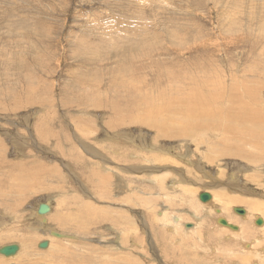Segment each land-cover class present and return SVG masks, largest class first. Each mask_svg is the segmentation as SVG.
Instances as JSON below:
<instances>
[{
  "label": "rangeland",
  "instance_id": "obj_1",
  "mask_svg": "<svg viewBox=\"0 0 264 264\" xmlns=\"http://www.w3.org/2000/svg\"><path fill=\"white\" fill-rule=\"evenodd\" d=\"M224 1L0 0V164L6 161L4 167L8 168L6 170L9 172L8 174L3 172L0 165V209L1 206L14 208L12 213L6 210L0 211V250L6 246L10 247L13 244L16 246L20 243L21 245L18 244L22 247L20 252L24 251V253L19 252V254L22 258H28V264H59L58 261L54 262L51 259L54 255L53 252L57 251L58 253V250L60 253L64 252L61 254L67 260L70 256L72 257L69 264H110L111 262H114L113 264H201L208 260V264H245L246 262L242 263L238 260V256L243 255V244H241L240 238L236 240V236L233 235V237L229 233H242L249 229L251 234H245L248 235V238L245 239L251 242H246L243 249L246 252L250 250L248 253H252V251L255 252L254 254L259 252L262 255L263 253L262 259L264 260V236L257 234V230L264 224L258 226L255 223L256 218L264 220V217L249 215L246 207L238 205L227 208L229 215L226 213L223 215V212V214L219 213V207H215L218 206L219 201L213 197L215 190L223 188L222 186L226 183L224 187L226 191L228 190L229 195L242 194L245 198L264 202L262 188L246 181V175H255V170L248 167L249 164L245 162L246 160L233 159L232 157V159H220L214 165H209L203 162V156L206 153L201 155V152H206L205 147L199 146L198 148L193 141L185 142L181 138L157 139L158 130L149 126L151 122L144 120L145 116L140 109V106L147 101L144 100V97L149 98L146 103V107H149L152 101L166 100L167 102L173 95H178L179 91L174 87L184 90L191 73L193 75L190 84L196 81L202 82L205 79V82L212 86L211 88H214V83L226 81L230 77L237 78L238 84L244 85L242 82L246 76V84L249 86H259V81H261L259 79L264 80V75H260L264 74V65H262L264 64V0H243L241 8L231 4L232 0ZM251 12L254 13V16ZM229 17L231 18L227 22L226 19ZM181 22L183 26H179ZM135 31L158 38L160 48L157 49V45L156 48H142L135 52L132 50V46H118L122 40L132 41L134 38L140 37L131 36L130 32ZM191 31H195L191 34L194 37L188 38V42H185L186 45L181 42L180 44L179 41L182 37L180 35L184 33L189 35ZM175 35L179 36V41L176 43L175 40L178 39ZM78 40H85L84 46L90 44V53L94 52L93 54L98 57L99 67H95L92 61L86 63L84 60H78L76 62L71 58L72 47ZM148 41L145 42L149 43ZM199 43L200 45H198ZM206 44L210 48L209 51L203 47ZM230 44L235 45L230 47ZM109 48L113 52L108 50ZM181 48L182 53H187L182 54L185 62L178 59L176 55ZM193 51L194 53H192ZM134 56L137 57V60L140 59V65L134 63ZM201 57L205 58V63L197 62V60H201ZM77 66L80 69L76 72L77 74L68 75L67 72L76 69ZM138 66L140 67L138 68ZM262 67L263 69H261ZM97 70H99V74H95ZM151 70L154 72L152 73ZM158 70L162 72H158ZM83 71L85 75H82ZM132 71L136 72L133 74ZM256 71L260 74L257 75ZM124 73H130V76H126ZM202 73L206 74L202 75ZM107 75L112 78L118 77L119 82H128L129 84L132 81L134 83L133 78H136L138 83H134L135 87L144 86L145 82H139V80L147 78L150 85L143 88L142 100L136 97L135 101L132 98L127 101V96L125 98L122 96L124 101L121 95L113 97L114 88L109 81L110 79L115 81V78L108 79ZM121 76L124 78H120ZM229 80L227 84H231V79ZM240 80L241 82H239ZM91 82L100 84V87L96 85L93 90L97 91L96 93L101 97L90 93ZM105 83L107 89L100 90L105 88ZM28 85L35 91L26 89ZM115 87L120 90L124 89L123 86L115 85ZM213 93L214 91L211 89L202 95L205 97ZM83 95H88V100L82 97ZM104 97L107 98L104 99ZM157 97L161 99L155 100ZM90 98L94 99L91 101ZM31 99L32 103H28ZM256 100L261 102L264 100L263 88L256 93ZM97 105H102L104 108L99 110L92 108ZM152 105L154 106V104ZM17 106L19 108L15 110ZM170 111L164 112V116L161 113L160 115L166 118ZM117 115H121L120 119ZM124 121L126 125L123 126L122 122ZM186 122L188 121L186 120ZM129 138L133 139L135 143L125 146L126 143H130ZM114 142V146L109 145ZM83 144L88 145L89 148L86 149ZM180 144L183 147V151L180 150L181 153L178 150ZM153 145L159 148H151ZM140 147H143V150ZM171 147L175 148L174 150L182 159L175 161V165L168 163L162 167L166 169V172L170 171L165 174L169 176L164 181V189L160 185L163 181L159 184L160 180H157V177H162L164 172H156L155 183L149 182L150 177L147 172L138 170L131 172L134 167L151 166L150 162L144 161L141 156L142 152L147 153L146 155L151 154L152 150L147 152L146 148H151L153 152L159 153L160 157L167 158L168 155L164 149H171ZM94 150L101 152L102 158L95 156ZM131 152H136L134 157ZM254 153L259 156L258 152ZM181 154L185 157L190 155V157L184 159ZM78 159L83 163H78ZM9 163L12 164L9 165ZM94 163L99 167L100 164L103 167H116L117 172H110L113 177L111 174L112 178L110 177L109 181H105L101 177L94 178L93 176L96 175L91 174L92 170L97 169ZM103 167H100L101 171L107 174L102 169ZM254 167L264 177V164ZM47 171H49V175L46 174ZM57 171L61 173L59 174ZM177 171L182 173L178 172L177 174ZM188 171L192 176L187 173ZM233 174H236L235 181L231 178ZM53 175L55 176L53 177ZM47 176H49V180ZM185 178L187 181L190 180L189 188L182 182L186 181ZM20 179L25 180L26 184V187L21 191L18 189L22 187H17V184L21 183ZM122 179L129 185V188L134 186L133 192L122 188ZM236 182H239L238 185L243 192L234 190ZM94 185L98 187L96 186V188ZM219 185L221 187H216ZM142 190L147 192V196L140 194ZM253 192L261 193L262 197ZM203 193L210 194L211 199L202 202L200 195ZM4 196L13 197L6 203L2 200ZM40 204H48L51 207V211L40 216L41 218L36 214ZM85 207H89L88 210H84ZM234 208L243 209L245 213L238 214ZM80 210L82 215L76 220L77 214H81ZM203 210L205 211L203 212ZM1 213H5V215ZM37 213L39 214V211ZM61 214L70 216L71 224H73L72 219L81 222L90 216L94 217L90 223L78 226L82 230L75 226L71 230L67 229L71 225L66 226L65 229L59 227L57 221L53 222V219L59 218ZM232 217L236 218V221H231ZM218 218H225L233 225L236 223L235 226H238L239 230L233 231L221 226L216 222ZM175 220H179L181 225L173 224L172 221ZM234 221L235 223H233ZM42 222L44 223L42 224ZM187 225L190 227L188 228ZM239 225L244 228L243 231L240 230ZM40 227L43 229L41 230ZM222 228L227 229V232ZM55 232L63 236H57ZM218 236L220 239H226L220 240ZM228 237H232L234 240ZM204 239L207 241L204 242ZM40 242H45L44 246L48 244L50 246L45 249L40 248ZM202 243L211 247H206ZM223 243H225L224 246L231 243V245L229 244L231 248L228 245L222 247ZM237 243L242 248L235 247L238 245ZM30 245L31 247H29ZM218 245H222L223 250ZM29 248L33 251L28 250ZM65 248L68 249V252ZM237 248L239 250L241 248V254ZM256 248L259 249L256 250ZM40 249L48 255L45 257ZM224 252L227 256L232 252L236 256L233 255V259H230L229 256L225 257L228 263L224 260L225 258H222L225 262L221 259L215 260L219 255L220 257L226 256ZM16 253L6 255L10 256ZM49 253L51 254L49 255ZM0 254L4 255L3 252ZM19 254L16 259L11 261L3 256L0 257L4 259L5 264L28 262L27 259L21 262ZM41 257L43 260L47 259L46 263L42 261ZM114 257H118L119 260ZM131 261L133 262L131 263ZM249 264H264V262L254 260Z\"/></svg>",
  "mask_w": 264,
  "mask_h": 264
},
{
  "label": "bare ground",
  "instance_id": "obj_2",
  "mask_svg": "<svg viewBox=\"0 0 264 264\" xmlns=\"http://www.w3.org/2000/svg\"><path fill=\"white\" fill-rule=\"evenodd\" d=\"M226 1V0H225ZM224 1V2H225ZM228 2H229V0H228ZM255 2V1H254ZM230 3L231 4H233V5H236L238 8H241L242 7V5H243V0H232V1H230ZM224 7V6H223ZM246 11V10H245ZM252 13V12H251ZM179 15V14H178ZM236 16V15H235ZM252 16H254V13H252ZM84 17V16H83ZM230 18L231 17H229V18H227L226 19V21L228 22L229 20H230ZM140 19H142L143 20V18H140ZM180 19H183V18H180ZM186 20V19H185ZM262 20H263V18H262ZM150 21V20H149ZM232 21V20H231ZM230 21V22H231ZM255 21V20H254ZM264 21V20H263ZM232 22H234V21H232ZM151 23V22H150ZM148 24V23H147ZM153 24H155L154 22H153ZM179 24H181V25H179V26H183L182 24V22L181 23H179ZM185 24H186V22H185ZM197 24V23H196ZM263 24V23H262ZM233 25H234V23H233ZM232 25V26H233ZM140 26V25H139ZM152 26V25H151ZM187 26V25H186ZM138 27V26H137ZM148 27V26H147ZM153 27L155 28V25H153ZM140 28V27H139ZM149 28V27H148ZM153 28V29H154ZM179 29V28H178ZM181 30L183 29L182 27L180 28ZM243 29V28H242ZM150 30V29H149ZM152 30V29H151ZM186 30V29H185ZM30 31V30H29ZM184 31V30H183ZM149 32V31H148ZM153 32V31H152ZM177 32V31H176ZM186 32V31H185ZM195 31H191L190 32V34L188 35V34H186V33H184L183 35H180V36H182L181 38H180V41H179V39H178V35H175V37H177L176 39H178V40H175V43L176 42H178L179 41V43L181 42L182 44H184L186 41H187V39L188 38H190V39H192L193 37H194V35H193V37L191 36V34L192 33H194ZM262 32V31H261ZM177 33H179V31L177 32ZM176 33V34H177ZM130 34H131V36L132 37H136V36H140V37H137V38H134L132 41H126V40H122L119 44H118V46L119 47H123V46H126V47H130V46H132V50H135V52L136 51H139V50H141L142 48H146V49H149V48H156L157 47V45H158V38H156V37H152V36H150V35H148V34H144V33H142V32H137V31H135V32H130ZM162 34V33H161ZM179 34H181V33H179ZM27 35V34H26ZM167 35V34H166ZM169 36V35H168ZM208 36V35H207ZM84 37V36H83ZM77 38V37H76ZM76 40V39H75ZM146 40H149L148 42L149 43H146L145 41ZM256 40V39H255ZM85 41V40H84ZM84 41L82 40H78V41H76L75 42V44H74V46H73V42H72V59H74V60H76V62H78V60H84L86 63L87 62H89V61H92V63H93V65L95 66V67H99V63H100V61L98 60V57L96 56V55H94L93 53L94 52H92V53H90V44H89V46L87 45V46H84L85 44H84ZM210 41V40H209ZM87 42V41H86ZM188 42V41H187ZM194 42V41H193ZM144 43H146V44H144ZM180 43V44H181ZM207 43V42H206ZM248 43V42H247ZM208 44V43H207ZM207 44H206V46H207ZM250 44V43H249ZM147 45V46H146ZM185 45H186V43H185ZM188 45V44H187ZM191 45V44H190ZM190 45H188V46H190ZM198 45H200V43L198 44ZM235 44H233V45H231L230 44V47H233ZM251 45V44H250ZM170 46V45H169ZM192 46V45H191ZM195 46V45H194ZM202 46V45H201ZM205 45L203 46L204 48H206V49H208V51H209V47L207 46L206 47ZM248 46V45H247ZM251 46H253V45H251ZM257 46V45H256ZM173 47V46H172ZM177 47H178V45H177ZM198 47V46H197ZM200 47V46H199ZM198 47V48H199ZM202 47V48H203ZM249 47V46H248ZM258 47H261V46H258ZM160 48V46L158 45V48L157 49H159ZM162 48V47H161ZM185 48H186V46H185ZM184 48V49H185ZM192 49V48H191ZM250 49H251V47H250ZM256 49H257V47H256ZM264 49V48H263ZM108 50H110L111 52H113V50H111L110 48L108 49ZM166 50V49H165ZM181 50H182V48L180 49V51L178 52V53H176V55L178 56L177 58L178 59H180L181 61H183V62H185V58H184V54L186 53H182L181 52ZM186 50V49H185ZM190 50V49H189ZM199 50V49H198ZM200 50H201V48H200ZM204 50V49H203ZM262 50V49H261ZM159 51V50H158ZM158 51H156V52H158ZM178 51V50H177ZM151 52V51H150ZM154 52V51H153ZM160 52V51H159ZM164 52V51H163ZM170 52V51H169ZM263 52V51H262ZM141 53V52H140ZM172 53V52H171ZM192 53H194V51L192 52ZM196 53H197V51H196ZM205 53V52H204ZM143 54V53H142ZM146 54V53H145ZM150 54H152V53H150ZM183 54V55H182ZM187 54V53H186ZM255 54V53H254ZM139 55V54H138ZM141 55V54H140ZM147 55H148V53H147ZM167 55V54H166ZM200 55V54H199ZM156 56H157V54H156ZM159 56V55H158ZM259 56V55H258ZM135 58H134V63L136 64V65H140V59H138L137 60V57L136 56H134ZM149 57H152V56H149ZM163 57V56H162ZM161 57V58H162ZM176 57V56H175ZM153 58V57H152ZM158 58V57H157ZM197 59L199 58V57H196ZM142 59V58H141ZM192 59V58H191ZM205 59V58H204ZM204 59L201 57V60H197V62H204L205 63V61H204ZM149 60V59H148ZM253 60V59H252ZM260 60H262L261 58H260ZM250 61V60H249ZM84 62V63H85ZM146 63L148 62V61H145ZM152 62H154V61H152ZM252 62V61H251ZM255 62V61H254ZM160 63V62H159ZM163 63V62H162ZM180 63V62H179ZM203 63V64H204ZM247 63V62H246ZM79 64V63H78ZM149 64H151L150 62H149ZM86 65V64H85ZM146 65H148V64H146ZM167 65V64H166ZM174 65V64H173ZM172 65V66H173ZM199 66L201 65V64H198ZM197 65V66H198ZM262 65H264V64H262ZM79 66V65H78ZM78 66H77V68L76 69H72V70H69L67 73H68V75L70 74L71 76H73V75H75V74H77L76 72H78L80 69H78ZM144 67H145V65H143ZM196 66V67H197ZM140 66H138V68H139ZM160 67V66H159ZM206 67V66H205ZM210 67V66H209ZM194 68V67H193ZM226 68V67H225ZM144 69V68H143ZM147 69V68H146ZM197 69V68H196ZM208 69V68H207ZM261 69H263V67L261 68ZM132 70V69H131ZM134 70H135V68H134ZM136 70H137V66H136ZM180 70V69H179ZM178 70V71H179ZM98 71L99 70H97V72H95V74H99L98 73ZM138 71H140L139 69H138ZM141 71H142V69H141ZM144 71V70H143ZM159 71H161V70H158V72ZM167 71H168V69H167ZM86 72V71H85ZM136 71H132V73L134 74ZM146 72V71H145ZM151 72H152V70H151ZM154 72V71H153ZM152 72V73H153ZM162 72V71H161ZM181 72V71H180ZM140 73H142V72H140ZM198 73V72H197ZM126 76H130V73H124ZM143 74V73H142ZM160 74H163V73H160ZM174 74H175V72H174ZM203 74H206V73H202V75ZM256 74L258 75V74H260V73H258V71H256ZM33 75V74H32ZM82 75H85L84 74V71L82 72ZM157 75V74H156ZM159 75V74H158ZM165 75V74H164ZM163 75V76H164ZM192 75H193V73H191V76H190V78L188 79V81H187V84H186V87H184V90H182L180 87H174V88H177L176 90H178L179 91V94H181V95H179L178 94V92H177V94L178 95H173L172 97H170L171 99L173 98V100H169V101H167L166 102V100L165 101H163V100H160L158 103L157 102H155V101H152L151 103L152 104H154V106L151 104V106H149V107H146L147 106V101H148V97H144V100L146 99L147 101L145 102V104L143 105L142 104V106H140V109H141V113L142 114H144V116H145V119L144 120H147L148 122H151L150 124L151 125H149V126H151L152 128H154L156 131L158 130V132L156 133L157 134V136H156V138L157 139H176V138H181L182 140H184L185 142H188V141H193L194 143H195V145H196V147H198L199 148V146H201V147H205V149H206V152H201V155H203V154H205L204 156H203V162L204 163H206V164H209V165H214L217 161H219L220 159H225V158H235V159H240V160H246L245 162L247 163V164H249L248 165V167H250V168H252V169H254L255 170V175H246V181L247 182H249V183H251V184H254V185H257L259 188H262V190L264 191V181H263V179H264V177L259 173L260 171L259 170H256L255 169V167L254 166H257L258 167V165L259 164H264V100H262V102L261 101H259V100H256V93L259 91V90H261L262 88L264 89V80L263 79H259V80H261V81H259V86H249L248 84H246V76L244 77V81L242 82V83H244V85H242V84H238V82H237V78H234V77H230L229 79H231V84H227V82H228V78H227V80L226 81H220V82H217V83H214L213 85H214V88H211L212 86L211 85H209V84H207V82H205V79H203L202 80V82H195V83H191L190 84V81L192 80ZM201 75V74H200ZM260 75H264V74H260ZM108 76V79L109 78H112V76H110V75H107ZM138 76V75H137ZM151 76V75H150ZM162 76V75H161ZM233 76H234V74H233ZM86 77H88V76H86ZM85 77V78H86ZM98 77V76H97ZM100 77H103V76H100ZM139 77V76H138ZM141 77V76H140ZM199 77V76H198ZM236 77V76H235ZM249 77V76H248ZM35 78V77H34ZM42 78V77H41ZM115 77H113L112 79H114ZM120 78H124V76H121ZM197 78V77H196ZM206 78V77H205ZM259 78V77H258ZM39 79H40V77H39ZM118 77H116L114 80L115 81H111V79H110V83H112L113 84V88H114V93H113V97L115 96V95H121V97L123 96L124 98L127 96V98H126V100L128 101V99L129 98H132V99H134V101L135 100H137V99H135L136 97H139V99L140 100H142V96L144 95V94H142L143 92H142V90H143V88H145V87H149V85H150V82L147 80V78H145V80H139V78H138V80H139V82H145V85L144 86H137V87H135V86H133L134 85V83L136 82V83H138L137 82V79L135 78H133V80H134V83H133V81L131 82V84H129L128 82L126 83V82H124V83H121V82H119L118 81ZM207 79V78H206ZM208 80V79H207ZM257 80V79H256ZM33 81V80H32ZM41 81V80H40ZM152 81V80H151ZM200 81H201V79H200ZM230 81V80H229ZM249 81V80H248ZM247 81V82H248ZM239 82H241V80L239 81ZM251 82V81H250ZM258 82V81H257ZM30 83H32V82H30ZM107 83V82H106ZM106 83L104 84V87L105 88H101L100 90H102V89H107L106 88ZM152 83V82H151ZM211 84V83H210ZM86 85V84H85ZM90 85V84H89ZM96 85H100L99 83H97V82H91V86H90V93H94L95 95H97L98 97H101L100 96V94H98V93H96L97 91H95V90H93V89H95L96 88ZM115 85H118V86H120V87H122L123 86V88L124 89H122V90H120L119 88H117V87H115ZM34 86V85H33ZM107 86H108V84H107ZM111 86V85H110ZM181 86V85H180ZM184 86V85H183ZM100 87V86H99ZM151 87V86H150ZM64 88V87H63ZM62 88V89H63ZM112 88V87H111ZM112 88V89H113ZM26 89H28V90H30L31 89V91L33 90L31 87H29V85H28V88H26ZM49 89V88H48ZM61 89V90H62ZM211 89H213V91H214V93L212 94V95H209V96H203L202 94H204V93H207V91H211ZM140 90V91H139ZM157 90V89H156ZM33 91H35V90H33ZM106 91V90H105ZM104 91V92H105ZM112 91V90H111ZM133 91H139V92H137V93H135V92H133ZM164 91V90H163ZM12 92V91H11ZM14 92V91H13ZM16 92V91H15ZM27 92V91H26ZM29 92V91H28ZM103 92V93H104ZM122 92H124V93H122ZM145 92H147V91H145ZM173 92V91H172ZM100 93V92H99ZM110 93V92H109ZM164 93V92H163ZM12 94V93H11ZM82 94H84V93H82ZM112 94V93H111ZM110 94V95H111ZM166 94V93H165ZM149 95V94H148ZM107 96V95H106ZM12 97V96H11ZM82 97H84L86 100H88V95H83ZM112 97V98H113ZM119 97V96H118ZM123 97H122V99H123ZM79 98V97H78ZM107 98V97H106ZM105 97H104V99H106ZM112 98H110V99H112ZM94 98H90V100L92 101ZM116 99H117V97H116ZM121 99V98H120ZM155 99V98H154ZM159 99H161V98H159ZM158 99V97L155 99V100H159ZM101 100V99H100ZM108 100V99H107ZM119 100V99H118ZM124 100V99H123ZM131 100V99H130ZM140 100H138V101H140ZM151 100V99H150ZM256 100V101H255ZM32 101V99L28 102V103H30ZM41 101V100H40ZM70 101V100H69ZM103 101H105V100H103ZM122 101V100H121ZM125 101V100H124ZM252 101H255L254 103L252 102ZM27 102V101H26ZM39 102V101H38ZM42 102V101H41ZM95 102V101H94ZM98 102H99V100H98ZM101 102V101H100ZM130 102V101H129ZM128 102V103H129ZM141 102H143V101H141ZM140 102V103H141ZM18 103V102H17ZM32 103V102H31ZM35 103V102H34ZM40 103V102H39ZM45 103V102H44ZM78 103V102H77ZM83 103H84V101H83ZM82 103V104H83ZM92 103V102H91ZM97 103V102H96ZM122 103H123V101H122ZM126 102H124V104H125ZM135 103V102H134ZM133 103V104H134ZM42 104H43V102H42ZM88 104H89V102H88ZM95 104V103H94ZM99 104V103H98ZM102 104V103H101ZM127 104V103H126ZM131 104V103H130ZM129 104V105H130ZM138 104V103H137ZM136 104V105H137ZM150 104V103H149ZM90 105V104H89ZM88 105V106H89ZM103 105V104H102ZM102 105H97V107H92L93 109H103L104 108V106L102 107ZM105 105H106V103H105ZM108 105V104H107ZM136 105H134V106H136ZM166 105V106H165ZM84 106V105H83ZM114 107V106H113ZM146 107V108H145ZM19 108V106H17L16 108H15V110L16 109H18ZM117 108V107H116ZM13 110H14V108H13ZM81 110H82V108H81ZM169 110H171L170 112H168L169 113V115L166 117V118H164V117H162L161 115H160V113L164 116L165 115V113L164 112H166V111H169ZM85 111V110H84ZM111 111H112V108H111ZM119 111V110H118ZM114 113H118L117 111H113ZM122 112V111H121ZM121 112H120V114H121ZM137 112V111H136ZM80 113V112H79ZM167 113V114H168ZM34 114V113H33ZM32 114V115H33ZM137 114V113H136ZM115 116V115H114ZM116 117V116H115ZM117 117H118V119H120V117H121V115H117ZM25 118V117H24ZM34 118V117H33ZM75 118V117H74ZM77 118V117H76ZM30 120V119H29ZM76 120H78V119H76ZM91 120V119H90ZM186 120L188 121V122H186ZM6 122V121H5ZM43 122V121H42ZM82 123V122H81ZM123 123V126L124 125H126V123H125V121L124 122H122ZM83 125H84V123H83ZM144 126H146V125H144ZM118 128V127H117ZM114 129V128H113ZM185 129V130H184ZM154 130V131H155ZM155 131V132H156ZM161 133H160V132ZM127 136V135H126ZM120 137V136H119ZM127 138V137H126ZM111 139H113V138H111ZM124 139V138H123ZM167 139V140H168ZM85 140V139H84ZM126 140V139H125ZM128 141L130 142L129 144H125V146H128V145H131V144H133V143H135V141L133 140V139H131V138H129L128 139ZM84 142V141H83ZM82 142V143H83ZM116 144H118V143H116ZM120 144H121V142H120ZM123 144V143H122ZM109 145H115V142L114 143H112V144H109ZM119 145V144H118ZM141 145H143V144H141ZM150 145V144H149ZM83 147H85L86 149H88L89 148V146L88 145H84L83 144ZM148 147H150V146H148ZM178 147V146H177ZM90 148H93V147H91L90 146ZM124 149H126L125 147H123ZM141 149L143 148V147H140ZM151 148H159V147H157L156 145H153V147H151ZM151 148H146V150H147V152H149L150 150H152V152H153V149H151ZM179 149V153H181L180 152V150L181 151H183V147H181V144H180V146L178 147ZM94 149V148H93ZM140 149V150H141ZM175 148H173V147H171V149H164V151L167 153V155H168V157L167 158H162V157H160L159 156V153H157V152H153V154H152V152H150L151 154L149 155H146L144 152H142L141 153V156H142V158H143V160L144 161H146V162H150V165L151 166H149V167H143V168H133V169H131V172L133 173V172H137V170L138 171H144V172H147L148 173V177H150V179H149V182L150 183H155V181H156V172L157 173H159V172H164L163 173V175H162V177H157L158 179L157 180H160V181H158L159 182V184H160V182L161 181H163V183L161 182V186H162V188H163V186H164V181H165V179L166 178H168V176L169 175H165V174H167L168 172H170V171H168L167 170V172H166V169L165 168H162L164 165H166V164H168V163H170V164H173V165H175L174 163H176L175 161H178V160H181L180 159V157L178 156V154H177V151H175L174 150ZM187 149V148H186ZM140 150H138V151H140ZM143 150V149H142ZM145 150V151H146ZM157 150V149H156ZM173 150L175 151V153L173 152ZM71 151V150H70ZM75 151V150H74ZM186 151V150H185ZM190 151V150H189ZM98 152V153H97ZM118 152V151H117ZM198 152V151H197ZM254 152H258L259 153V156H257V155H255L256 153H254ZM76 153V152H75ZM81 153V152H80ZM101 152H99L98 150H94V155L95 156H97V157H100V158H102L101 157V154H100ZM116 153V152H115ZM132 153V152H131ZM189 153V152H188ZM135 154H136V152H133L132 153V156L134 157L135 156ZM200 154V153H199ZM71 155V154H70ZM91 155V154H90ZM103 155V154H102ZM115 155H117V154H115ZM119 155V154H118ZM182 156H183V158L185 159L186 157H190V155H187L186 157L183 155V154H181ZM2 156V155H1ZM4 156V155H3ZM99 158V159H100ZM191 158H192V156H191ZM231 158V159H232ZM81 159V158H80ZM161 159V160H160ZM188 160H191V159H188ZM2 161H3V159H2ZM78 163H83L81 160H79L78 159V161H77ZM108 162V161H107ZM5 163H6V161H4L3 163H1L0 165H1V167H2V170H3V172H5V173H9L6 169H8V168H6V167H4V165H5ZM110 163V162H109ZM219 163V162H218ZM12 163H9V165H11ZM95 164V163H94ZM101 164H102V162H101ZM101 164H100V167H103V166H101ZM111 164V163H110ZM180 164V163H179ZM192 164H193V162H192ZM154 165V166H153ZM177 165V164H176ZM254 165V166H253ZM64 166V165H63ZM95 166H97V169L96 170H92L93 171V173H91L92 175H96V176H93L94 178H98V177H101V178H103V180H105V181H109V179H110V177H111V174H110V172H117L116 170H117V168L116 167H112V166H108V167H106L105 165V167H103L102 169L103 170H105L106 172H107V174L106 173H103L102 171H101V169H100V167L97 165V164H95ZM217 166V165H216ZM12 167H17V166H12ZM27 167V166H26ZM29 168V167H28ZM27 168V169H28ZM93 168V167H92ZM157 168H159L158 170H156ZM24 169V168H23ZM51 169V168H50ZM95 169V168H94ZM123 169V168H122ZM168 169V168H167ZM12 170V169H11ZM124 170V169H123ZM156 170V171H155ZM219 170H221V169H219ZM10 171V170H9ZM50 171V170H49ZM49 171H47L46 172V174H48L49 173ZM125 171V170H124ZM176 171V170H175ZM221 171H223V170H221ZM220 171V172H221ZM19 172H22V171H19ZM56 172V171H55ZM54 172V173H55ZM126 172V171H125ZM178 172H179V174H181L182 172H180V171H177V174H178ZM1 173V172H0ZM53 173V174H54ZM57 173H61V172H58L57 171ZM56 173V174H57ZM101 173H103V174H101ZM119 173V172H118ZM187 173H189V175H191L192 176V174L188 171ZM197 173V172H196ZM225 173V172H224ZM253 173V174H254ZM14 174V173H13ZM17 174V173H16ZM26 174V173H25ZM46 174L44 175L45 177H46ZM50 174V173H49ZM48 174V175H49ZM90 174V175H91ZM121 174V173H120ZM145 174V173H144ZM161 174V173H160ZM219 174H221V173H219ZM238 174V173H237ZM1 175V174H0ZM117 175V174H116ZM119 175V174H118ZM117 175V176H118ZM122 175V174H121ZM207 175V174H206ZM209 175V174H208ZM207 175V176H208ZM51 177H52V175H50ZM55 175H53V177H54ZM220 176V175H219ZM48 177V180H49V176H47ZM57 177V176H56ZM59 177V176H58ZM112 177H113V174H112ZM111 177V178H112ZM122 177V176H121ZM218 177V176H217ZM261 177V178H260ZM42 178H44L43 176H42ZM174 178V177H173ZM176 178V177H175ZM194 178H196V177H194ZM209 178H211V177H209ZM225 178V177H224ZM231 178H232V180L233 181H235V178H236V174H233L232 176H231ZM21 179H22V177H21ZM20 179V180H21ZM52 179V178H51ZM147 179V178H146ZM197 179V178H196ZM44 180V179H43ZM95 180V179H94ZM97 180V179H96ZM144 180V179H143ZM185 180L186 181H182L183 183H185V184H187V186H188V184H189V182H190V180L189 181H187V179L185 178ZM209 180V179H208ZM237 180V179H236ZM45 181V180H44ZM123 181V182H122ZM214 182H216L215 180H213ZM213 181H211V182H213ZM21 183H19V184H17V187L19 188V187H22L21 189H18V190H23L25 187H26V184H25V180H21L20 181ZM46 182V181H45ZM91 182V181H90ZM104 182V181H103ZM175 182V181H174ZM218 182V181H217ZM210 183V182H209ZM238 183L239 182H236V184L234 183V190L236 191V192H243L241 189H240V187H239V185H238ZM13 184V183H12ZM107 184V183H106ZM195 184V183H194ZM196 184H198V183H196ZM214 184V183H213ZM220 184V183H219ZM222 184V183H221ZM3 185V184H2ZM102 185V184H101ZM174 185H175V183H174ZM212 185V184H211ZM225 185H226V183H225ZM224 185V186H225ZM80 186V185H79ZM95 187L97 186V185H94ZM121 186H122V188L123 189H128V191L130 192H133L132 190H133V185H132V188H129V185L128 184H126V182H124V180L122 179L121 180ZM224 186H222L223 188H218L217 190H215V192L213 193L214 194V196L213 197H216L217 199H216V201L218 200L219 201V203H218V206H215V207H219L218 209H219V213H222L223 215H225V213L226 214H228V210L229 209H227V208H229V207H232V206H236V205H238V206H244V208L246 207L247 208V213H249V215H253L254 217H257V215H261V216H263L264 217V202H261V201H258L257 199L255 200V199H248V198H245V197H243L242 196V194H238V195H236V196H234V195H229L228 193H227V191H226V188L224 187ZM98 187V186H97ZM96 187V188H97ZM214 187V186H213ZM216 187H221L220 185L219 186H216ZM229 187V186H228ZM230 187H231V185H230ZM253 187V186H252ZM188 188H189V186H188ZM204 188H206V187H204ZM208 188V187H207ZM210 188H212V187H210ZM215 188V187H214ZM43 189H45V187H43ZM155 189V188H154ZM164 189V188H163ZM170 189H172V188H170ZM174 189V188H173ZM197 189V188H196ZM8 190V189H7ZM175 190V189H174ZM9 191V190H8ZM100 191V190H99ZM143 191V190H142ZM140 192V194H144V195H146L147 196V192L146 191H143V192ZM214 191V190H213ZM125 192V191H124ZM154 192V191H153ZM163 192V191H162ZM209 192V191H208ZM161 193V192H160ZM254 194H256V195H259V196H261L262 197V195H261V193H258V192H253ZM102 194V193H101ZM138 194V193H137ZM151 195H152V193H150ZM203 194H208V193H203ZM203 194H201L200 195V200H201V196L203 195ZM246 194V193H245ZM14 196L16 195V194H13ZM150 195V196H151ZM209 195V200L211 199V195L210 194H208ZM17 196V195H16ZM11 197H13V196H11ZM10 196H4L3 198H2V200H3V202L4 201H6V203H7V201H10L9 199L11 198ZM18 197V196H17ZM16 197V198H17ZM48 197V196H47ZM51 197V196H50ZM88 197V196H87ZM152 197V196H151ZM260 197V198H261ZM15 198V197H14ZM253 198H256V197H253ZM12 199V198H11ZM50 199V198H49ZM48 199V200H49ZM146 199V198H145ZM16 200V199H15ZM19 200V199H18ZM47 200V201H48ZM141 200V199H140ZM50 201V200H49ZM148 201V200H147ZM147 201H145V202H147ZM150 201H152V200H150ZM202 201V200H201ZM208 201V200H207ZM2 202V203H3ZM174 202V201H173ZM202 202H206V201H202ZM5 203V204H6ZM22 203V202H21ZM214 203V202H213ZM142 204V203H141ZM162 204V203H161ZM214 204H216V203H214ZM42 204H40V206H41ZM46 206H48L49 207V211H51V207H50V205H48V204H45ZM92 205V204H91ZM145 205V204H144ZM174 205V204H173ZM40 206L38 207V208H40ZM146 206V205H145ZM2 208L0 209V211H2V210H6V211H8V212H13L14 210V208H12V207H9L8 206V208H7V206H6V208H5V206H1ZM15 207V206H14ZM147 207V206H146ZM196 207V206H195ZM89 208V207H88ZM88 208L87 207H85L84 208V210H88ZM96 208V207H95ZM155 208V207H154ZM189 208V207H188ZM191 208V207H190ZM169 209V208H168ZM214 209V208H213ZM83 210V209H82ZM95 210V209H94ZM234 210L238 213V214H244L245 213V210H243V209H239V208H234ZM39 210H37V212H38ZM49 211L47 212V213H49ZM95 211H97V209L95 210ZM102 211V210H101ZM104 211V210H103ZM164 211V210H163ZM165 211H166V209H165ZM180 211V210H179ZM205 210H203V212H204ZM231 211V210H230ZM5 212V211H4ZM35 212V211H34ZM36 212V214L40 217V216H42V215H40L41 213H40V211H39V214ZM79 212H81V210L79 211ZM105 212V211H104ZM181 212V211H180ZM199 212V211H198ZM61 213V212H60ZM93 213V212H92ZM91 213V214H92ZM100 213V212H99ZM161 213V212H160ZM234 213V212H233ZM1 214H4L5 215V213H1ZM9 214V213H8ZM101 214H102V212H101ZM183 214V213H182ZM14 215V214H13ZM71 215V214H70ZM76 215V214H75ZM80 215H82V212H81V214H77V216L75 217L76 218V220H78L79 219V217H80ZM122 215V214H121ZM229 215V214H228ZM227 215V216H228ZM234 215V214H233ZM248 215V216H249ZM14 216H16V215H14ZM35 216V215H34ZM44 216V215H43ZM86 216V215H85ZM110 216V215H109ZM162 216H163V214H162ZM165 216V215H164ZM194 216V215H193ZM197 216V215H196ZM33 217V216H32ZM36 217V216H35ZM53 217V216H52ZM82 217V216H81ZM88 217V216H87ZM94 217V216H93ZM93 217H88V218H86V219H82L83 221H81V222H77V221H73V219H72V222H73V224H71L70 222V216H68V215H66V214H61V216L59 217V218H54L53 219V222L54 221H57V223L59 224V227H61V228H65L66 226H69V225H71L70 227H68L67 229H71V230H73V227L75 226V227H77L78 228V226H81V225H85L86 223H90L91 221H92V218ZM167 217V216H166ZM165 217V218H166ZM173 217V216H172ZM176 217V216H175ZM199 217V216H198ZM197 217V218H198ZM250 217V216H249ZM17 218V217H16ZM20 218V217H19ZM41 218V217H40ZM45 218V217H44ZM43 218V219H44ZM200 218H202V217H200ZM228 218V217H227ZM96 219V218H95ZM144 219V218H143ZM249 219V218H248ZM251 220H252V218H250ZM171 220H172V218H171ZM204 220V219H203ZM215 220V219H214ZM233 220H235L236 221V218H233L232 217V220L231 221H233ZM243 220H245V219H243ZM254 220V219H253ZM48 221V220H47ZM235 221L233 222V223H235ZM258 221H261L260 222V224L261 225H258ZM41 222V221H40ZM150 222V221H149ZM173 222V224H175L176 226H179V225H181V223H180V221L179 220H175V221H172ZM171 222V223H172ZM216 222L218 223V224H220L221 226H223V227H225V228H229V229H231V230H233V231H238L239 230V227L238 226H235V224L233 225V224H230L225 218H218L217 220H216ZM237 222H239V221H237ZM44 222H42V224H43ZM46 223V222H45ZM232 223V222H231ZM250 223V222H249ZM255 223H256V225H258V226H262L263 224H264V220L263 219H261V218H256V220H255ZM254 223V224H255ZM41 224V225H42ZM239 224H241V222H239ZM252 224V223H251ZM250 224V225H251ZM254 224H253V227H254ZM190 225H192V224H190ZM190 225H187V227L189 228L190 227ZM255 225V226H256ZM218 226V225H217ZM240 227H241V225H239ZM245 226V225H244ZM44 227V226H43ZM86 227V226H85ZM192 227H193V225H192ZM215 227V226H214ZM251 227V226H250ZM168 228V227H167ZM225 228H222V229H225ZM256 228V227H255ZM40 229H41V227H40ZM43 229V228H42ZM41 229V230H42ZM66 229V228H65ZM79 230H82L81 228H78ZM218 229V228H217ZM242 229H244V228H242L241 227V229L240 230H242ZM40 230V231H41ZM48 230V229H47ZM51 230V229H50ZM49 230V231H50ZM226 230V232H227V229H225ZM45 231V230H44ZM49 231H48V233H49ZM53 231V230H52ZM206 231V230H205ZM208 232H209V230H207ZM214 231V230H213ZM243 231V230H242ZM258 232H257V234L259 233L260 235H262V236H264L263 234H264V226L263 227H260L258 230H257ZM45 232H47V231H45ZM210 232H211V230H210ZM219 232V231H218ZM225 232V231H224ZM52 233V232H51ZM160 233V232H159ZM205 233V232H204ZM212 233V232H211ZM215 233V232H214ZM219 233H221L222 234V232H219ZM251 234L250 233V231H249V229L247 230V232L246 231H243L242 233L241 232H239V233H233V232H230L229 234L231 235V236H236V240H237V238H240V240H241V244H243V248H245V246H246V242H251L250 240H248V239H245V238H248V235L249 234ZM47 234V233H46ZM55 234L57 235V236H63V235H61L60 233H57V232H55ZM207 234V233H206ZM228 234V233H227ZM245 234H248V235H245ZM50 235V234H49ZM203 235V234H202ZM212 235V234H211ZM52 236V235H51ZM55 236V235H54ZM208 236V235H207ZM220 236V235H219ZM218 236V237H219ZM233 236V237H234ZM205 237V236H204ZM212 236H210V238H211ZM221 237V236H220ZM220 237H219V239H220ZM255 237V236H254ZM54 238H56V237H54ZM222 238H224V237H222ZM229 238V237H228ZM250 238V237H249ZM261 238H263V237H261ZM208 240H210L209 238H207ZM212 239V238H211ZM218 239V240H219ZM224 239H226V238H224ZM224 239H220V240H224ZM229 239H233L232 237H230ZM248 240V241H245V240ZM251 239V238H250ZM234 240V239H233ZM239 240V239H238ZM23 241V240H22ZM25 241V240H24ZM27 241V240H26ZM32 241H34V240H32ZM44 241V240H43ZM205 241H207V240H205L204 239V242ZM245 241V242H244ZM253 241V240H252ZM258 241H260V240H258ZM221 242V241H220ZM225 242H226V240H225ZM239 242V241H238ZM23 243V242H22ZM30 243V242H29ZM41 243V242H40ZM45 243V242H44ZM44 243L42 242L41 244H40V248H43V249H45V248H48L50 245L48 244L47 246H44ZM222 243V242H221ZM236 243V242H235ZM240 243V242H239ZM239 243H237L238 245H236L235 247H238V246H240L241 247V245H239ZM255 243H256V241H255ZM260 243V242H259ZM18 244H20V243H18ZM18 244H16V246H14V244H13V246L11 245L10 247H4V248H2L1 250H0V252H3V254L4 255H2V254H0V256H3L4 258H6V259H9V261H11V260H14V258L16 259V257H17V255L19 254V252H20V250H21V248L22 247H20V245H18ZM37 244V243H36ZM202 244H205V246H206V243H202ZM213 244V243H212ZM216 244V243H215ZM224 244L225 243H223L221 246L222 247H225L226 245H228L229 247H230V245H231V243H229V244H226L225 246H224ZM250 244V243H249ZM211 245V244H210ZM254 246H255V244H253ZM253 245H252V247H253ZM217 246V245H216ZM219 246V245H218ZM221 246H219V247H221ZM23 247H25L24 246V244H23ZM29 247H31V245L29 246ZM36 247V246H35ZM39 247V246H38ZM175 247V246H174ZM182 247H184V246H182ZM206 247H211V246H206ZM222 247L220 248L221 250H223L222 249ZM241 247V248H242ZM251 247V248H252ZM60 248V247H59ZM231 248V247H230ZM241 248H240V250H241ZM242 248V253H243V255H237L238 257H239V262H246L245 264H249V263H252L254 260H259L261 263H263L264 262V260L262 259L263 258V253H262V255H261V253H259V252H257L256 250H258L257 248H256V254H254L255 252L254 251H252V253H248V252H250V250L249 251H244V249ZM255 248V247H254ZM50 249H51V247H50ZM56 249V248H55ZM63 249V248H62ZM66 250H67V252H68V249L67 248H65ZM123 249V248H122ZM18 250V251H17ZM28 250H32L33 251V249H31V248H29ZM27 250V251H28ZM41 251L40 252H42V249H40ZM48 250V249H47ZM205 250V249H204ZM215 250V249H214ZM219 250V249H218ZM221 250H219L220 252H221ZM226 250H228V249H226ZM233 250V249H232ZM231 250V251H232ZM239 250V248H237V251H239V253L241 254V251ZM254 250V249H253ZM27 251H25V252H27ZM36 251V250H35ZM54 251V250H53ZM53 251H50V252H53ZM157 251V250H156ZM169 251V250H168ZM236 251V253H238ZM17 252V253H16ZM47 252V251H46ZM56 253H54L53 252V256H52V261H58L57 263H59V264H69L70 263V260L72 259V257L70 256V258L67 260L66 258H64V256L61 254V253H64V252H59V250H58V253H57V251H55ZM71 252V251H70ZM165 252V251H164ZM206 252V251H205ZM210 252H211V250H210ZM233 252H234V250H233ZM231 253L230 255H228L229 257H231L230 259H233L232 258V256L234 255V256H236V254H234V253ZM246 252V253H245ZM12 253H16V254H14V255H10V256H8L9 254H12ZM20 253H24V251L22 252H20ZM42 253H44V252H42ZM228 253V252H227ZM245 253V254H244ZM259 253V254H258ZM6 254H8V255H6ZM45 254V257H46V255H48L47 253H44ZM51 253H49V255H50ZM224 254L226 255V256H224V257H220V255L217 257V259H215V260H219V259H221V260H223L222 258H225V257H228L227 256V254H226V252H224ZM21 255H23V254H21ZM28 255V254H27ZM208 255V254H207ZM19 256H20V254H19ZM66 256V255H65ZM233 256V257H234ZM240 256H241V260H240ZM21 257V256H20ZM20 257H19V259H20ZM43 258H45L44 256H42ZM41 257V258H42ZM81 258H84L83 256H80ZM79 257V258H80ZM86 257V256H85ZM88 257V256H87ZM43 258H42V261L43 262H45L46 263V260L44 259L43 260ZM49 258H50V256H49ZM64 258V259H63ZM78 258V259H79ZM115 259H117V260H119V258L118 257H114ZM237 258V257H236ZM27 259V261L28 262H26V263H23V264H28L29 263V260H28V258H22L21 257V259H20V261L21 262H23V261H25ZM40 259V258H39ZM76 259V258H75ZM86 259V258H85ZM98 259V258H97ZM125 259H127V258H125ZM4 259L2 258V257H0V264H5L4 262L5 261H3ZM41 260V259H40ZM39 260V261H40ZM84 260V259H83ZM108 260V259H107ZM110 260V259H109ZM132 260V259H131ZM214 260V261H215ZM221 260H220V262H221ZM224 260H226V258L224 259ZM223 260V262H225ZM234 260H236V259H234ZM19 261V260H18ZM30 261H32V260H30ZM111 261V260H110ZM127 261H128V259H127ZM209 261V260H208ZM204 262V263H201V264H208L209 262ZM230 261V260H229ZM233 261V260H232ZM237 261V260H236ZM33 262V261H32ZM102 262V261H101ZM108 262V261H107ZM117 262H119V261H117ZM133 261H131V263H132ZM137 262V261H136ZM196 262V261H195ZM226 262H227V260H226ZM234 262V261H233ZM50 263V262H49ZM53 263V262H52ZM104 263V262H103ZM114 263V262H113ZM112 262L110 263V264H113ZM213 263V262H212ZM228 263V262H227ZM54 264V263H53ZM117 264V263H116ZM119 264V263H118ZM226 264V263H225ZM231 264V263H230Z\"/></svg>",
  "mask_w": 264,
  "mask_h": 264
},
{
  "label": "water",
  "instance_id": "obj_3",
  "mask_svg": "<svg viewBox=\"0 0 264 264\" xmlns=\"http://www.w3.org/2000/svg\"><path fill=\"white\" fill-rule=\"evenodd\" d=\"M201 200H202V201H207V200H209V195H208V194H203V195L201 196ZM39 211H40L41 215L46 214V213L49 211V207L46 206L45 204H42V205L40 206V208H39ZM260 222H261V221H258V225H261ZM261 223H262V222H261Z\"/></svg>",
  "mask_w": 264,
  "mask_h": 264
}]
</instances>
